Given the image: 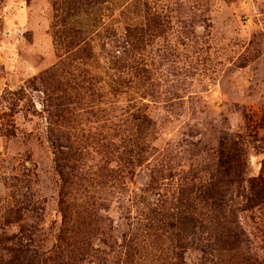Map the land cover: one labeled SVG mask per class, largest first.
I'll use <instances>...</instances> for the list:
<instances>
[{"label":"rangeland","instance_id":"obj_1","mask_svg":"<svg viewBox=\"0 0 264 264\" xmlns=\"http://www.w3.org/2000/svg\"><path fill=\"white\" fill-rule=\"evenodd\" d=\"M262 176L264 0H0V264H264Z\"/></svg>","mask_w":264,"mask_h":264},{"label":"trees","instance_id":"obj_2","mask_svg":"<svg viewBox=\"0 0 264 264\" xmlns=\"http://www.w3.org/2000/svg\"><path fill=\"white\" fill-rule=\"evenodd\" d=\"M88 1H90L91 3L94 2V3L102 4L108 0H88ZM129 30H130V33H132L133 30L132 29H129ZM125 45H127V44L126 43L124 44V48H126ZM120 47L121 46H119V48ZM128 67L130 69L134 68L133 64L128 65ZM56 74H57V71H54V69L46 71L43 74H41L40 76L36 77L33 82L35 84L39 83L43 87H48V86H50L51 83H54L57 81V79H56L57 75ZM60 76H61V74L59 75L58 82H60ZM58 85L61 86L59 83H58ZM69 85H70L69 81H66L62 85V88H59V89L67 91L69 93V99L68 100L74 101L76 99V97L78 96V92L70 91L68 88H66ZM47 91H50V88H48ZM76 91H78V90H76ZM55 107L57 108L56 110L58 111V113H60V112L66 113V111H69L68 106L65 104H63V106H62L61 104L58 103L55 105ZM70 144H71L70 139L67 140L65 145H64V143H60L59 144V153H65L66 150L69 152L70 151L69 150ZM59 164H60L59 165V172H60L63 179L67 178V179L73 180L76 177V175L74 174V170H72V167H70L68 165H63L62 160H61V162H59ZM249 182L251 183V186H252L251 192H252V194H255V196L257 197V202H263V198H264V177L262 176L258 179H253ZM256 189H257V191H254ZM83 206L86 207L85 213L88 214V209H91L92 211H96V213H97V211H99L98 209L100 208V203H99V201H96L95 199L85 200L83 202ZM64 216H65V219H67V220L70 219L69 215H67L65 213H64ZM84 222L87 223L86 221H84ZM18 239H20V238H18ZM59 241L62 244H64V239L60 238ZM18 244H19V246H18L17 250H15L14 248H9L8 251L11 250L10 252H13L14 255H15V253L18 252L20 255L19 254L15 255V257L18 260H20V262H22V264H39L40 261L43 262V260H41V258L38 256V254H39L38 248L33 246V244H31L30 241L25 242L23 239V241H19ZM137 244H138V238L137 237H134L132 235L124 236V242H123L122 246L125 247L126 255H127L125 258L124 264H128L129 262L130 263L133 262L135 256L137 255L136 254L137 249H138ZM61 247H62V245L59 244L58 248H61ZM63 248H65V247H63Z\"/></svg>","mask_w":264,"mask_h":264}]
</instances>
